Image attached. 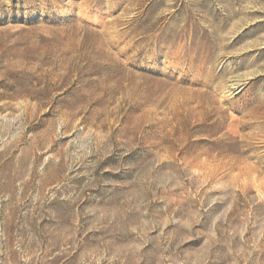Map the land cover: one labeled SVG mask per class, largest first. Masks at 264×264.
Instances as JSON below:
<instances>
[{
    "label": "rangeland",
    "instance_id": "1",
    "mask_svg": "<svg viewBox=\"0 0 264 264\" xmlns=\"http://www.w3.org/2000/svg\"><path fill=\"white\" fill-rule=\"evenodd\" d=\"M0 264H264V0H0Z\"/></svg>",
    "mask_w": 264,
    "mask_h": 264
}]
</instances>
